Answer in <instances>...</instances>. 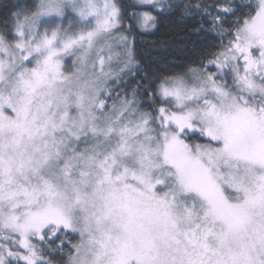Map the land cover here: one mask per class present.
<instances>
[{
	"label": "snow or ice",
	"instance_id": "1",
	"mask_svg": "<svg viewBox=\"0 0 264 264\" xmlns=\"http://www.w3.org/2000/svg\"><path fill=\"white\" fill-rule=\"evenodd\" d=\"M0 264H264V0H0Z\"/></svg>",
	"mask_w": 264,
	"mask_h": 264
},
{
	"label": "trees",
	"instance_id": "2",
	"mask_svg": "<svg viewBox=\"0 0 264 264\" xmlns=\"http://www.w3.org/2000/svg\"><path fill=\"white\" fill-rule=\"evenodd\" d=\"M182 25L164 24L158 32L146 34L147 44L143 47L152 59H171L179 55L181 37L184 35Z\"/></svg>",
	"mask_w": 264,
	"mask_h": 264
}]
</instances>
